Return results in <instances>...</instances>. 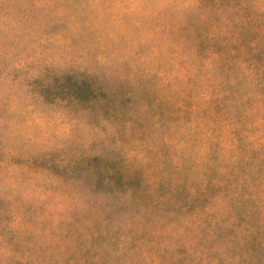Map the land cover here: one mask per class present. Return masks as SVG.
Here are the masks:
<instances>
[{"label": "rangeland", "instance_id": "rangeland-1", "mask_svg": "<svg viewBox=\"0 0 264 264\" xmlns=\"http://www.w3.org/2000/svg\"><path fill=\"white\" fill-rule=\"evenodd\" d=\"M139 11L146 12L131 5L120 7L116 0H19L17 10L8 19L6 27L10 20L16 23L9 25L10 29L2 34L10 39L0 40V58L19 70L22 65L35 68L42 62L63 64L72 60L86 63L91 56L97 63L119 66L129 74L141 70L138 63L144 69H150L159 61L155 77L146 84L151 120L148 129L152 135L163 136L164 151L161 157L146 163L141 159L143 154L140 152L144 136L138 137L123 125L113 134L119 136L124 144L125 160L138 163L127 171L121 170L135 173L139 185L146 187V193L140 194L137 201L142 198L147 203L153 198V184H159L161 177L170 173L176 178H169L168 186L172 191L168 194L176 193L174 186L180 180L184 185L180 192L184 195L178 201L187 203L194 199L195 218L202 216L204 208V214L210 212L212 215V225L216 221L221 222L220 228L215 229L217 234L223 236L227 233L237 237L235 219L240 218L244 211L241 205L230 207L231 196L234 201L238 194H242V190L234 187L243 180L250 188L252 168L258 157L249 154L244 144H239L238 160L235 164L231 163L235 150L229 151L233 142L230 137L217 129L210 138L205 131H198L199 126L183 122L181 114L173 113V100L178 98L174 89L183 88L177 76H181L186 64L180 58L181 49L166 33H154L151 25L143 31L136 28L135 23L143 19L138 15ZM22 12L33 15L35 19L20 22ZM50 89L71 97L55 87L50 86ZM252 94L250 90L246 95L249 97L246 104H251ZM255 119L258 117L247 119V128L235 137L250 139L258 136L260 130L252 132L248 129V124ZM189 123L192 125L189 126ZM22 125L27 126L23 129L25 131L35 129L43 136L53 137L67 134L71 128V122L61 114H57L53 121L33 113L21 117L19 121L8 119L0 129V136L7 142V152L0 149V163L10 173L6 179H0V224L3 225L0 236L4 237L12 264H71L77 253H83L81 264H146L154 258V253L161 250L159 264H166L171 258L165 244L172 239L173 233L183 230L188 237L203 235L188 221L186 223V216L172 211L170 205H167V213L157 216L153 209L135 211L129 204L133 200L125 199L123 212L109 216L101 208L98 209L106 201L99 192H54L30 181L23 173L14 172L19 165L11 153L15 150L14 140ZM52 182L46 180L43 183ZM201 185L211 190L209 198L196 199L190 195L191 190L196 191ZM244 193H248V189H244ZM138 214H145L140 222L135 221ZM105 219L106 222L103 221ZM87 224L94 232L89 244L85 242L84 235L74 240L71 232ZM129 225L132 227L129 228ZM144 229L146 232L140 234ZM129 237L134 243L123 245V240ZM137 247L141 252L132 255L129 263L121 259ZM222 257L229 260L228 264H237L236 256L228 251ZM181 264L184 262L181 261Z\"/></svg>", "mask_w": 264, "mask_h": 264}, {"label": "clouds", "instance_id": "clouds-1", "mask_svg": "<svg viewBox=\"0 0 264 264\" xmlns=\"http://www.w3.org/2000/svg\"><path fill=\"white\" fill-rule=\"evenodd\" d=\"M110 2V0H109ZM120 7L131 5L143 17L135 23L136 28L144 30L151 25L154 33H166L181 49L180 58L185 62L188 74L193 81L204 73L206 76L221 75L227 77L217 65L219 57L209 61L204 51V42L199 39L203 24L216 17L228 21L232 29L242 28L247 17L264 18V0H116ZM19 0H0V40L10 39L2 34L8 31L7 21L17 10ZM259 64L256 57L250 58ZM159 61L154 67L144 69L138 63L140 71L131 74L121 67L109 66L106 62L97 63L91 56L86 63L65 61L63 64L42 62L38 67L27 65L14 69L12 64L0 58V129L8 119L20 120L21 117L36 113L40 118L47 117L55 121L57 114L66 116L71 122L67 134L53 137L43 136L35 129L23 130L15 138L16 173H23L30 181L50 188L56 192L78 191L97 193L101 190L109 193H126L132 190L135 196L136 187L118 186L113 180L121 169L127 171L135 160H125V148L119 136L114 132L128 124L129 132L144 136L140 147L141 159L151 163L161 157L165 145L163 136L152 135L148 129L151 123L148 101L147 81L155 77ZM76 75L90 78L104 93L103 99L83 102L60 94L50 89L56 79L64 75ZM232 84H243L246 88L264 90V74L255 71L241 75L232 80ZM61 122H64L63 120ZM147 133V135H145ZM0 149L7 152V142L0 136ZM98 159L99 167L89 165ZM8 169L0 163V179H6ZM135 174V173H134ZM169 178H176L166 173L156 184L153 192L164 196L172 190L168 186ZM53 180L51 184L43 183ZM177 189L183 183L175 185ZM184 193L177 191L172 200H180ZM135 211L147 210L148 203L140 198L133 201ZM169 211L166 202H158L153 207L157 216ZM3 225L0 224V229ZM133 238H125L123 245L130 246ZM165 248L174 259L175 264H219L217 256L225 251L236 256L240 264H262L264 251L248 248L242 239L229 236L227 233L203 236L197 234L188 237L183 230L172 234ZM124 250L122 246L121 251ZM210 253L212 254L210 257ZM245 253H251L246 259ZM0 264H12L4 237L0 236Z\"/></svg>", "mask_w": 264, "mask_h": 264}, {"label": "trees", "instance_id": "trees-1", "mask_svg": "<svg viewBox=\"0 0 264 264\" xmlns=\"http://www.w3.org/2000/svg\"><path fill=\"white\" fill-rule=\"evenodd\" d=\"M25 14V12H22L20 15V22L35 19L33 15L29 16ZM15 23L10 20V24L7 25L8 29L11 27L9 25H14ZM199 39L204 42V51L207 54L208 60L213 61L214 58L219 57L220 59L216 61V65L228 75L227 77L221 75L206 76L204 73H201L196 78L200 83H196L188 74L187 68H185L181 72V76H177L178 80L182 82L183 88L180 90L178 88L174 89L178 98H174L173 100V113L181 114L183 122H191L199 126L198 131H205L206 135L210 138L215 135L217 129L230 137L229 139L233 142L229 147V151L235 150L233 151V156L230 158L231 163L235 164L238 160L237 152L241 150V148L238 150L239 144H244L249 154H254L258 157L257 163L252 168V185L248 188L244 180L242 183L240 182L236 185L234 188L242 190V194H238L234 201L233 196H231L230 207L233 208L241 205L244 211L240 218L235 219L238 230V236L235 238L246 242L248 248L264 251V90H255L251 87L246 88L243 84L230 83L241 75L253 71L264 74V18L247 17L242 28L232 29L228 26L227 20L216 17L202 25ZM252 57H256L259 60V64L255 65V67H253L255 61L250 59ZM59 79L52 82L50 86L55 87L60 92L64 91L68 93L74 100L78 99L83 102H90L104 98L103 90L90 78L69 74ZM250 90L253 92L252 99L250 97V101L252 100V102L251 104H246L249 98L246 95ZM252 117H258V119L248 124V129L252 132L260 130L261 132L258 136H253L250 139L235 137L239 133L244 132L246 120H250ZM191 123H189V126L192 125ZM124 127L129 128L128 124H125ZM249 160L247 157V164H249ZM89 165L99 167L100 161L94 159L89 162ZM113 180L118 186L126 184L127 186L136 187V193L134 196L131 189L123 194L109 193L104 190L99 191L106 198V201L102 202L98 209L101 208L109 216L123 212L125 199L127 201H137V197L140 194L146 193L144 189L146 187L142 184L139 185L140 182H137L134 172L126 173L121 170L119 174L113 176ZM180 183L181 181L177 180L175 185ZM231 184L229 189H231L230 192L233 194V186ZM154 186L153 184L152 191ZM207 187L206 185H201L196 191L191 190L189 193L191 196L196 197V199L209 198L211 190H207ZM212 188H216V186H212ZM244 189H248V193H244ZM174 190L176 192L181 191V189H177L175 186ZM174 195L165 193L161 197L153 192V198L148 203L149 207L147 211L152 210L158 202H166L167 205L172 207V211L186 216V223L188 221L194 228H197L199 233L202 232L204 236L217 234L215 229L217 230V227L220 228V221H216L212 225V215L210 212L204 214V208L201 212L202 216L195 218L193 214L196 208L195 202H193L194 199H191L187 203L169 199V197ZM132 203L130 202L129 204ZM80 212H83V210H80ZM144 216L145 214H138L135 217V221H142ZM103 221L106 222L107 220ZM131 227L129 225V228ZM145 232L146 229L139 233L144 234ZM102 233L110 236L104 230H102ZM71 234L74 240L79 236H86L85 242L87 244H89L94 236L93 229L91 230L88 224L84 227H77ZM157 234L161 235V232ZM148 245H150V242H148ZM137 251H140L138 247L125 253L124 259L123 257L121 259L129 263L130 257L138 254ZM162 251L157 252V254L154 253V258L152 257L146 264H159V256ZM81 255L83 253H77V257L72 260L71 264H81ZM250 255L251 253H245L241 259H246ZM217 259L219 260V264H228L229 261L226 257L219 255ZM235 259L237 264H240V261L236 257ZM166 264H175V261L171 258ZM200 264H204L203 259H201ZM251 264H255V261H251ZM262 264H264V261H262Z\"/></svg>", "mask_w": 264, "mask_h": 264}]
</instances>
